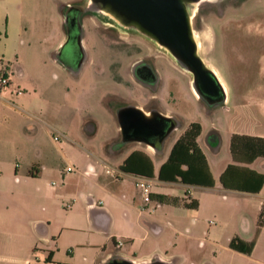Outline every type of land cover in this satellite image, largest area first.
<instances>
[{"label":"crops","instance_id":"obj_1","mask_svg":"<svg viewBox=\"0 0 264 264\" xmlns=\"http://www.w3.org/2000/svg\"><path fill=\"white\" fill-rule=\"evenodd\" d=\"M73 1L0 0V68L5 64V56L14 53L15 59L24 58L22 51L30 50L34 43L54 60L60 9ZM21 64L14 68L12 83L23 94L17 97L0 95V237L7 240L0 245V249L5 250L0 254V264H75L77 253L85 260L86 253L91 254V251L102 254L91 264H109L112 259L125 264H185L186 254L175 253L177 243L186 244L183 247L219 245L212 240L213 230L202 227L204 221L201 219L202 205L213 193L223 199L243 200L251 204L259 216L264 204V185L258 194L231 192L222 188L219 178L228 165L233 164L229 151L232 135L264 139L263 135L231 134L229 157L220 165L216 158L218 148L208 146L206 140L202 142L201 132L196 141L206 158L213 188L161 182L157 179L160 166L183 133L172 137L173 131H170L158 148L138 140L139 145L146 146L143 149L129 143L131 141L118 143L121 132L114 118L117 136L105 140L96 152L85 146L96 136V121H92L97 126H91L89 134L83 131L77 139L71 117L60 126L49 124L45 117L53 105L50 92L55 91L59 80L56 72L60 71L67 78L73 75L64 69L55 72L48 69L47 76H40L38 71L24 69ZM61 84L63 101L57 107L70 108V87L62 76ZM53 128L61 130L57 132ZM135 151L144 154L152 164L153 177L145 179L151 185V192L176 198L177 204L151 201L149 206L142 202L136 188L138 177L119 170ZM258 163L264 167L263 158L245 167L264 175V171L255 167ZM67 166L74 171L66 173ZM186 197L185 202L196 201L197 208H184L182 201ZM83 210L86 224L94 234L89 232L88 239L83 237L82 242H75L70 232L77 229L76 218L83 217ZM34 216L37 218L27 221ZM263 228L264 225L260 234ZM232 238L227 240L228 245ZM228 245L222 247L238 253ZM204 261L201 257L198 259L199 264Z\"/></svg>","mask_w":264,"mask_h":264},{"label":"rangeland","instance_id":"obj_2","mask_svg":"<svg viewBox=\"0 0 264 264\" xmlns=\"http://www.w3.org/2000/svg\"><path fill=\"white\" fill-rule=\"evenodd\" d=\"M186 9L197 54L221 82L225 92L224 102L210 105L195 98L192 74L186 72L166 48L134 26L121 23L103 10L101 20L118 29L111 32L112 28L106 25L104 28L107 29L103 32L108 35L118 33L126 41L136 40L148 47L151 55L156 57V75L160 83L151 90L140 89L130 80L129 70L126 69L127 57H116L108 53L101 40L86 32L87 44L83 49L85 58L82 64L84 70L69 78L61 75L60 71L56 72L59 73V80L55 91L50 92L54 106L51 105L52 108L45 114L49 124L65 125L69 120L66 119L71 117L74 137L80 139L78 135L83 131L88 133L91 126L95 125L92 121H96V136L87 145L86 142L84 144L99 152L105 140L117 136L116 120L112 119L115 118L116 107L122 103L118 96L143 106L154 95V99L159 101L168 115L179 123V129L172 132V137L183 133L190 123H198L203 133L202 142L206 140L210 144L208 146L218 148L216 158L220 160L219 163L229 157L228 142L231 134L264 136V0H196L187 2ZM93 21L98 24L97 20ZM12 49L15 50L14 46ZM41 50L34 43L30 50L22 51L24 58L17 60L13 53L4 57L7 61L5 63L12 69L22 63L24 69H33L42 76L48 75V69L54 72L62 69L49 54ZM115 65L118 66L116 69ZM61 76L69 83L70 108L57 107L63 101ZM53 130L60 132L61 129ZM120 137L118 143L123 141V137ZM129 143L139 145L137 141ZM139 146L146 148L143 144ZM255 167L264 171L259 163ZM187 200V197L183 199ZM247 205L243 200L223 199L213 193L202 205L201 219L204 221L202 227L213 230L212 240L219 245L195 244L183 247L186 244L180 246L181 243H177L175 253L186 254L185 264H199L200 257L205 260L202 264H264V228L260 237L256 238L257 243L249 256L232 253L227 247H222L228 245L230 237L237 236L249 241L255 238L258 215L251 204ZM85 213L83 210V217L76 218L77 229L70 232L75 242H82L83 237L88 239L89 232L94 234L86 224ZM36 218L29 217L27 221ZM172 240H175L174 235ZM6 243L7 240L0 237V245ZM2 252L5 253V250L0 249V254ZM101 256L100 252L91 251V254L86 253L85 260H81L82 254L77 253L75 264H91Z\"/></svg>","mask_w":264,"mask_h":264},{"label":"flooded vegetation","instance_id":"obj_3","mask_svg":"<svg viewBox=\"0 0 264 264\" xmlns=\"http://www.w3.org/2000/svg\"><path fill=\"white\" fill-rule=\"evenodd\" d=\"M101 14H104V12L100 4L95 0H75L65 6H61L59 39L54 52V60L62 69L67 70L73 76L80 74L85 58L83 49L85 48V44H87V41L85 42V34L86 32L88 34L91 33L95 38L101 40L108 53L116 57H127L128 64L126 69L129 70L130 80L133 83H136L140 89H154L160 83V78L156 75V57L151 55L148 47L146 48L136 40L126 41L118 33L108 35L103 32V30L107 29L104 28L106 25L112 28L111 32H116L118 29L114 25L103 22ZM93 20H97L98 24ZM117 67V65L114 66L115 69ZM183 69L185 70L184 67ZM185 71L190 73L187 70ZM190 76L192 82L193 76ZM193 94L195 98L205 102L196 95L194 89ZM154 97V95L151 96L143 106H140L118 96L122 103L116 107L114 117L119 125V121L134 117L133 109H138L146 117L156 118L159 116L165 119L164 121L157 117L155 120L157 123L156 127H150L145 130L132 129L125 131V134H131L133 137L139 138L140 141L158 148L161 146L164 139L163 135H165L164 132H166L167 128H171L172 132L178 128L179 123L173 116L168 115L159 104V101L155 100ZM152 103H155L156 106ZM119 131L121 132V130ZM121 136H123L122 132ZM109 264L125 263L112 259Z\"/></svg>","mask_w":264,"mask_h":264},{"label":"trees","instance_id":"obj_4","mask_svg":"<svg viewBox=\"0 0 264 264\" xmlns=\"http://www.w3.org/2000/svg\"><path fill=\"white\" fill-rule=\"evenodd\" d=\"M201 133L198 123H190L183 134L173 144L168 158L160 166L157 179L161 182L179 183L210 189L214 186L206 158L197 144V137ZM229 151L233 164L228 165L221 174L219 182L225 191L245 194H258L264 185V175L256 173L245 165L251 164L257 158L264 159V139L245 135H232ZM123 173L133 174L138 178L150 179L153 177V168L150 160L140 152H132L121 165ZM187 196V195H186ZM149 198L158 204H177L178 199L151 193ZM188 199V197H187ZM186 209L197 208L196 201L186 203ZM264 225V209L258 216L255 238L244 242L233 237L229 249L249 256L255 246V241Z\"/></svg>","mask_w":264,"mask_h":264},{"label":"water","instance_id":"obj_5","mask_svg":"<svg viewBox=\"0 0 264 264\" xmlns=\"http://www.w3.org/2000/svg\"><path fill=\"white\" fill-rule=\"evenodd\" d=\"M102 10L125 25L140 32L166 48L193 76V89L199 98L210 105L225 101V92L215 73L197 54L186 3L196 0H95ZM134 117L119 121L124 141H140L125 134L126 130H145L156 127V118L146 117L133 109ZM164 120L163 118L159 117ZM171 128L164 132L165 137ZM161 132V131H160Z\"/></svg>","mask_w":264,"mask_h":264},{"label":"built area","instance_id":"obj_6","mask_svg":"<svg viewBox=\"0 0 264 264\" xmlns=\"http://www.w3.org/2000/svg\"><path fill=\"white\" fill-rule=\"evenodd\" d=\"M13 75L14 69H12L10 65H8L7 63L2 65V67L0 68V95L17 97L23 94V91L21 89L13 85ZM54 140L57 141V137H55ZM73 171L74 168L71 166H67L65 168L66 173H71ZM137 180L138 181L136 182V188L139 191L142 202L146 205L151 202L149 198V195L152 193L151 185L147 180L143 178H137Z\"/></svg>","mask_w":264,"mask_h":264},{"label":"bare ground","instance_id":"obj_7","mask_svg":"<svg viewBox=\"0 0 264 264\" xmlns=\"http://www.w3.org/2000/svg\"><path fill=\"white\" fill-rule=\"evenodd\" d=\"M203 1H210V0H203Z\"/></svg>","mask_w":264,"mask_h":264}]
</instances>
